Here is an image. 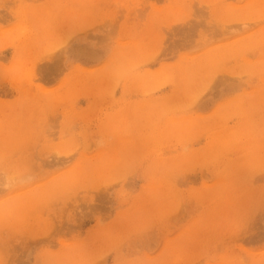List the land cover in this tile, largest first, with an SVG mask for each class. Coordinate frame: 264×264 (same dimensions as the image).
Wrapping results in <instances>:
<instances>
[{
    "label": "rangeland",
    "instance_id": "obj_1",
    "mask_svg": "<svg viewBox=\"0 0 264 264\" xmlns=\"http://www.w3.org/2000/svg\"><path fill=\"white\" fill-rule=\"evenodd\" d=\"M0 134V264H264V0H0Z\"/></svg>",
    "mask_w": 264,
    "mask_h": 264
},
{
    "label": "bare ground",
    "instance_id": "obj_2",
    "mask_svg": "<svg viewBox=\"0 0 264 264\" xmlns=\"http://www.w3.org/2000/svg\"><path fill=\"white\" fill-rule=\"evenodd\" d=\"M115 51H116V50H115ZM121 72H122V75H124V74L126 73V72H124V70H123V71L121 70ZM126 74H128V73H126ZM130 75H131V74H130ZM128 76H129V75H128ZM132 76H134V74H133ZM121 77H122V76H121ZM123 78H124V77H123ZM131 85H132V84H131ZM1 127H2V126H1ZM12 129H13V128H12ZM15 131L17 132V130H15ZM1 132H2V131H1ZM3 132H4V131H3ZM3 132H2V133H3ZM11 132H12V130H11ZM18 133H19V132H18ZM16 134H17V133H16ZM0 135H1V134H0Z\"/></svg>",
    "mask_w": 264,
    "mask_h": 264
}]
</instances>
